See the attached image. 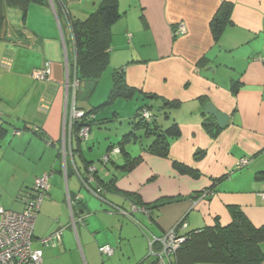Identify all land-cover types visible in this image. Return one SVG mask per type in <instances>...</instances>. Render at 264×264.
<instances>
[{"label": "crops", "instance_id": "crops-1", "mask_svg": "<svg viewBox=\"0 0 264 264\" xmlns=\"http://www.w3.org/2000/svg\"><path fill=\"white\" fill-rule=\"evenodd\" d=\"M64 1L70 16L83 19L102 0ZM223 2L230 4L229 21L215 41L210 22ZM117 4L121 17L110 29L111 78L103 74L105 69L100 79L112 84V68L122 66L126 82L146 93L140 97L152 100L151 107L158 108L159 101L150 94L180 102L160 121L165 125L175 120L181 128L180 137L170 142L169 156L144 152L137 141H129L125 149L141 156L131 171L120 167L124 158L114 140L106 137L107 145L100 147L92 125L86 138L72 132V36L65 14L56 15L59 0L30 2L22 34L14 32L20 12L7 10L10 31L0 40V122L6 128L0 136V204L22 211L21 192L33 187L35 177L52 171L33 229L32 247L41 251L42 264H139L147 259L149 240L179 222L186 225L182 232L212 225L215 218L227 224L229 204L238 205L255 226H264V199L259 195L264 180L255 178L264 170V0ZM179 23L185 26L181 35L175 34ZM46 61L50 75L33 78L31 72ZM235 80L240 85L233 94ZM201 97L229 116L216 137L202 125ZM124 101L122 108L126 104L129 112L139 105ZM124 101L109 105L111 118L100 109L95 119L101 123L121 117L116 104ZM89 104L77 101L75 106L94 107ZM96 144L101 152L94 155ZM197 151L203 154L198 157ZM107 154L108 161L102 162ZM247 157V164L238 167ZM173 161L194 168L199 177L178 172ZM224 174L227 178L213 194L205 192L213 178ZM166 198L180 200L149 213L133 202ZM56 230L61 231L59 242L41 243ZM106 244L114 249L111 256L98 251ZM260 246L264 253V241Z\"/></svg>", "mask_w": 264, "mask_h": 264}, {"label": "trees", "instance_id": "trees-1", "mask_svg": "<svg viewBox=\"0 0 264 264\" xmlns=\"http://www.w3.org/2000/svg\"><path fill=\"white\" fill-rule=\"evenodd\" d=\"M46 1L47 0H0V40L6 39L10 31L7 21L8 9L18 10L22 22H24L30 2L46 3ZM57 6H55L57 17L60 18L62 13L65 14L71 30L72 54L68 56V61L69 66H72L74 69L73 79L77 82L73 89L75 100L74 107L77 108L75 103L78 99H81V95L89 99L90 95L97 87L102 73L110 66V29L121 17V12L119 11L117 0H102L98 6L83 19L70 16L64 0H59V7ZM229 8L230 4L223 2L218 13L210 22L212 35L215 41L218 39L223 26L229 21ZM14 29V32L22 34V30L18 28ZM111 73L112 84L106 99L101 104L90 107V109H82L83 115L78 119H72L70 123L72 132L75 133L78 139L81 138L78 135L80 129L86 126L90 131V126L98 120L95 119V113L103 107L112 105L118 99L130 100L135 94H140L141 96L147 95L126 82L124 67H114ZM239 85L237 80L233 81L231 85L233 94L237 92ZM150 95L159 101L158 108L154 109V107H151L147 103L139 105L132 122V127L130 125V129L127 132H123L122 137L115 146L119 149V153L124 158L123 164L120 165L124 171H131L141 160L140 155H131L125 149V144L127 142L138 141L136 130L142 129L144 135L147 137L146 143L140 144L141 149L144 152L164 158L169 156L170 142L179 138L181 135V128L179 123L175 120L163 126L157 118L160 113L167 119L170 110L172 112L177 109L180 102L153 94ZM200 101L203 105L207 102L204 97H201ZM144 111L149 113L148 118L144 117ZM202 115V125L209 131L211 137H216V134L222 128H219L215 124L213 117L204 113ZM5 131L4 122L1 121L0 136H2ZM110 148L112 149L113 146L109 147V149ZM202 154V151H197L195 155L199 157ZM247 160H249L248 157ZM173 167L182 174H187L193 178L199 177V172L192 167L176 161H173ZM91 173L90 175H93V172ZM227 176L228 175L224 174L213 178L211 185L205 192L209 195L213 194L216 191V185L227 178ZM255 178L257 180H264V170L256 172ZM199 194L200 193H197L196 197L199 196ZM178 200L180 199L166 198L143 204L138 199H133V202L134 206L149 213L153 209H158L165 204ZM227 210L230 215V222L227 224L222 225L219 219L215 218L212 225H205L198 229H190L182 232L184 240L172 255H170L167 264H263L264 253L260 244L264 241V226H255L236 204L227 205ZM156 247H158V245H156ZM146 258L145 261L139 264H147L153 260V257L149 254Z\"/></svg>", "mask_w": 264, "mask_h": 264}, {"label": "built area", "instance_id": "built-area-1", "mask_svg": "<svg viewBox=\"0 0 264 264\" xmlns=\"http://www.w3.org/2000/svg\"><path fill=\"white\" fill-rule=\"evenodd\" d=\"M185 33V26L181 23L177 24L175 34L181 35ZM51 73L50 62L46 61L42 67L36 68L31 72V76L35 79H46ZM77 82L74 80V87ZM83 115V111L74 107L70 112V123L72 119H78ZM144 117L148 118L149 113L143 112ZM69 123V124H70ZM17 132V131H16ZM89 128L84 126L79 131L81 138H86ZM117 151V150H116ZM109 154L101 158L102 162H107ZM247 158H241L238 167L247 164ZM89 171H94L89 168ZM52 171H47L35 177L33 187L29 191H22L20 199L24 204V208L20 212L5 209L0 204V264H42L41 251L32 247L33 229L37 212L39 211L41 201L48 190L49 179ZM259 195L264 199V189ZM73 222V221H72ZM185 223L180 222L173 227L167 229L160 237H155L148 242V254L153 257L152 262L147 264H167L170 255L183 242L182 230ZM60 230H56L47 237L41 239V243L54 246L60 239ZM158 245V247H156ZM101 255L111 256L114 249L110 245H101L98 248Z\"/></svg>", "mask_w": 264, "mask_h": 264}, {"label": "rangeland", "instance_id": "rangeland-1", "mask_svg": "<svg viewBox=\"0 0 264 264\" xmlns=\"http://www.w3.org/2000/svg\"><path fill=\"white\" fill-rule=\"evenodd\" d=\"M28 14H29V8H28L27 15ZM28 20H29V18H28ZM16 24L18 25V29L19 30H23V24L25 25L26 23L25 22L22 23L21 22V17H19V21L17 19ZM26 26H28V25L26 24ZM68 47L70 48L69 45H68ZM110 71H111L110 69H107L103 73L104 75H106L105 73H109V80L111 78L110 77ZM110 85H111V83H107V82L104 81V79H100L97 87L95 88L94 92L90 95L89 99H86L87 97H85V96L83 97L81 95V97H80L81 99H78V104L79 103L87 104V103L90 102V104H89L90 106H97L99 104V102H102L103 98L107 96V94H108V92L110 90ZM120 100L124 101L122 99H120ZM129 101H133V103L138 102L139 105H141L143 103L149 104L150 102H152V100H147V99L141 98L140 94H135V96L132 98V100H129ZM124 103H125V101L124 102H118L116 104V105H119V111H120V116L121 117L118 116V118H117V116H116V119H113V120L107 121V122H106V120H104L101 123H98V120H97V122L95 124H92V128H93L92 132L96 133V137L99 138L100 141L103 143V145H100V147L104 146V143H105L104 140H105L106 137H109L110 140H114V141H111L112 143L118 144V141L120 140V138L122 137V134H123V131H122L123 128H126V130L128 131L130 129V125L132 127V122H133V120L135 118V113H136L137 109L133 108V110L129 112L128 111L129 108L127 107L126 104H125L126 108L125 107L122 108ZM127 103H130V102H127ZM103 108H104V110L101 109V111L102 112L108 111V116L111 118L112 117V113H113V108L110 109V106L108 108H106V107H103ZM154 109H156V107H154ZM129 113H130V116H129ZM170 113H172L171 110L168 113V115H170ZM127 114H128V116H127ZM157 118H158L159 122L160 121L163 122L164 120H166V118L160 113L158 114ZM98 119H99V117H98ZM171 121L172 120H167V124H169ZM167 124H165L163 126H166ZM128 125H129V127H127ZM99 127H100V129H98ZM136 134H137L138 141H137V143L136 142L135 143L138 146L141 143L145 144L147 137L144 135L143 130L142 129L136 130ZM115 135H117L118 137H115ZM95 141H96V139H95ZM107 143H105V146L107 145ZM100 149L101 148H99L97 146V144H96L95 150H93V154L95 155V154L101 152ZM127 149L129 151L131 150L129 148L128 144H127ZM131 152H134V151H131ZM93 158L96 160V157H93Z\"/></svg>", "mask_w": 264, "mask_h": 264}, {"label": "water", "instance_id": "water-1", "mask_svg": "<svg viewBox=\"0 0 264 264\" xmlns=\"http://www.w3.org/2000/svg\"><path fill=\"white\" fill-rule=\"evenodd\" d=\"M203 112L214 118L215 124L222 128L229 120V116L217 109L212 103L207 102L203 106Z\"/></svg>", "mask_w": 264, "mask_h": 264}]
</instances>
